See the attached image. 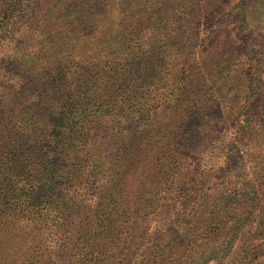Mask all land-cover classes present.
Returning <instances> with one entry per match:
<instances>
[{
  "label": "trees",
  "instance_id": "16d2710c",
  "mask_svg": "<svg viewBox=\"0 0 264 264\" xmlns=\"http://www.w3.org/2000/svg\"><path fill=\"white\" fill-rule=\"evenodd\" d=\"M10 1L0 0V16L5 17ZM241 1L233 20L238 27L234 28L237 34L232 38L235 40H240L244 31H254L250 24L253 18L264 16V0H252V5L247 4L250 0ZM119 32L122 46L106 37L92 52L91 59H78L73 70L74 86L70 89L72 103L65 104L56 120L45 119L41 134L36 135L34 129H30L24 138L28 148L25 153L28 165L24 172L30 179L24 185V192L14 193L8 206L11 212L7 214L10 226L7 242H11L12 258L8 264H36L43 257L55 263L65 260V254L72 252L73 238L68 241L66 250L58 247V239H65L64 234L69 232L71 226L66 222L67 217L77 216L83 209L82 215L88 211V222L82 223L75 242H90L88 264H124V248L129 244L135 246L132 264H236L233 257L239 248L243 252L237 264H250L251 254L264 244L263 232L246 230L255 222L251 206L257 197L250 196L247 186L235 190L230 171L245 167L251 160L246 148L250 121L246 111L251 95L257 93V101L264 106V95L260 91L264 82L258 75L262 72L259 66L264 63L260 64L257 59L261 53L256 50L258 47H251L258 45L249 43L245 53L238 46L239 54L234 48L231 56L219 53L214 57L210 53L211 58L217 57L213 64H206L205 57L202 58L200 67H208L205 82L215 86L205 102L190 103L189 90L180 87V83H174L168 93L164 89L158 92L166 93L163 106L169 103L189 114L182 128L159 138L153 134L142 136L136 131L123 137L118 131L114 138L103 140L90 135L94 118H104L106 123L114 120L113 116L117 118L120 104L129 101L130 93L134 92V97L140 94L134 83L135 70L141 71V82L151 84L149 67L167 63L161 46L142 43V52L130 46L127 28H120ZM130 48L132 55H127ZM180 57L185 59L184 53L178 59ZM188 67L192 71L199 64L193 59ZM25 73H22L23 78L30 82V75ZM62 77L67 79L68 76ZM62 94L68 96L63 89ZM229 121L234 123L233 138L228 141L225 153L218 155V160L209 166L208 175L213 177L204 180L208 185L200 188L199 178L204 176L199 166L193 164L194 168L187 170L185 164V160L200 154L202 142L192 129L197 126L205 129L211 123L226 125ZM114 126L123 128L117 120ZM107 150L108 153H101ZM86 156L88 174L93 178L91 184L98 177H104V183L92 188L104 187V192L91 204L81 203L82 209L69 193V188H75L76 178L65 168L76 157ZM17 163L18 167L22 159ZM33 170L39 174L32 173ZM220 178L226 179L222 186ZM224 185L228 186L224 188ZM180 188L183 191L175 195ZM191 188L194 196L188 194ZM212 189L217 191L212 194ZM236 209L242 213L229 223ZM261 222V217L256 220L257 228ZM87 224L93 229L88 242L83 234ZM126 225L129 229L122 230ZM258 235L261 241L256 240ZM255 261L264 264V260L255 258Z\"/></svg>",
  "mask_w": 264,
  "mask_h": 264
},
{
  "label": "rangeland",
  "instance_id": "374dc122",
  "mask_svg": "<svg viewBox=\"0 0 264 264\" xmlns=\"http://www.w3.org/2000/svg\"><path fill=\"white\" fill-rule=\"evenodd\" d=\"M252 3L250 0L247 4ZM10 4L5 17L0 16V239L4 240L0 242V264H8L7 261L12 259L11 242H7L10 228L7 214L11 212L8 206L14 193H23L24 185L30 179L24 172L26 164L28 165V160L25 159L28 148L24 138L28 136L30 129H34L36 135L41 134L40 127L44 120H56L59 111L66 107L65 104L72 103L69 97L73 95L70 89L74 86V67L78 59H91L92 52L104 38L109 37L120 47L123 45L119 41L122 38L120 28H127L131 36V47L143 52L142 43L149 42L153 43L154 47L161 46L167 63L163 65L158 62L160 66L156 63V66L149 67L151 84L141 82V71L135 70L134 83L138 86L136 90L140 94L134 97V92L130 93L129 101L120 104V114L117 118L113 116L114 120L108 123L104 118H94L90 135L103 140L114 138L118 131L123 137L128 132L136 131L142 136L153 134L159 138L182 128L183 121L189 114L179 111L175 105L169 106V103L163 106L162 101L166 93L172 90L174 83L188 88L190 103L208 100L210 90H214L215 86L205 82L208 67H200L204 57L206 64H213L219 53H229L231 56L234 55V48H237L236 53L239 54L238 46L242 53H245L249 50V43H256L258 46L251 47H258L256 50L261 53L257 59L260 64L264 63V16L250 21L255 28L253 32H242L243 37L240 40L232 38L237 34L234 28L238 27L233 20L234 14L238 13V7L242 4L241 0H11ZM131 49L126 52L127 55H132ZM182 53L185 59H178ZM210 53L217 57L211 58ZM193 59L199 67L189 71L188 66ZM259 68L262 72L258 75L264 82V66ZM24 71L30 75V82L23 78ZM62 75L68 76L67 79ZM118 83L120 84L119 81ZM62 89L68 96H63ZM163 89L166 93L158 94ZM260 91L264 95V87H261ZM263 107L261 102L257 101V93L252 94L246 111L250 119L246 148L251 160L245 167L230 171L231 184L235 190L239 191L247 186L250 196L257 197L251 206L255 222L246 227L250 233H256L258 230L264 233ZM125 115L130 118H120ZM116 120L123 126L122 129L114 126ZM156 124L160 127H155ZM233 125V121H229L226 125L211 123L205 129L198 126L192 129V133L200 137L202 142L199 147L200 154L197 157L190 155L193 158L185 160V164L188 165L187 170L193 169V164L199 166V171L204 176L199 178V185L202 186L200 188L208 185L205 184V179L213 177L208 175L209 166L218 160V155L228 149L227 143L233 138ZM108 152L109 150L101 153ZM20 158L22 163L17 167ZM76 158L66 165L65 170L76 178L75 188H69V193L77 200V206L82 208L81 203L91 204L104 192V187H100L101 190L92 188L93 185L104 183V177H98L94 184H91L93 178L88 174L87 156ZM31 172L34 173L35 170ZM186 175L191 177L187 172ZM225 180H218L223 182H220V186L225 184ZM226 186L224 185V188ZM181 191L183 188L176 191L175 195H179ZM216 191L212 189L211 193ZM188 194L194 196L195 192L191 188ZM84 210L77 216L67 217L66 222L71 226L68 228L69 232L64 234L65 239H58V247L66 250L68 241L73 238L70 244L72 252L65 254V260L55 263L43 257V260L36 264H88V253L91 249L88 236L93 232L90 225L87 224L83 231L88 243L75 242L79 239L82 223L88 222V211L84 212L87 215L85 218V215H82ZM240 213L242 211L233 210L229 223L237 220ZM98 217L101 219L100 215ZM260 217L263 223L257 228L256 220ZM100 223L103 224L102 221ZM240 226L238 224L237 227ZM128 229L127 225L122 228L124 231ZM260 237L258 235L256 240L261 241ZM241 249L239 248V252H235L233 257L236 264L243 252ZM251 255L250 264H256L255 258L264 260V244ZM123 256L124 264H132L135 260V246L126 245Z\"/></svg>",
  "mask_w": 264,
  "mask_h": 264
}]
</instances>
